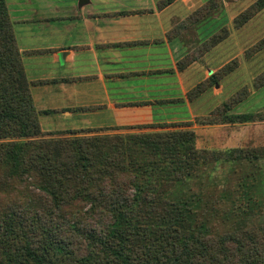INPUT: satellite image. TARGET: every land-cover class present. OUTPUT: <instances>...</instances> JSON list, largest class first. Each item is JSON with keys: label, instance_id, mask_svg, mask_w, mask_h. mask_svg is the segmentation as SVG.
Wrapping results in <instances>:
<instances>
[{"label": "trees", "instance_id": "1", "mask_svg": "<svg viewBox=\"0 0 264 264\" xmlns=\"http://www.w3.org/2000/svg\"><path fill=\"white\" fill-rule=\"evenodd\" d=\"M173 1L161 0L159 7ZM227 1L208 0L168 37L193 43L189 33ZM263 9L264 0H256L234 17V27L242 29ZM229 35L223 26L199 40L179 68ZM262 49L264 37L246 49V57ZM239 64L227 63L188 97L219 84ZM34 83L26 75L7 0H0V264H264L263 225L213 236L194 221L190 200L170 198L204 165L258 157L264 148L199 147L191 122L124 134L45 132L39 117L49 111L36 108ZM254 86H264V71ZM248 96L243 87L196 122L264 120V111L229 114Z\"/></svg>", "mask_w": 264, "mask_h": 264}, {"label": "crops", "instance_id": "2", "mask_svg": "<svg viewBox=\"0 0 264 264\" xmlns=\"http://www.w3.org/2000/svg\"><path fill=\"white\" fill-rule=\"evenodd\" d=\"M160 1L7 0L26 75L35 82V106L49 111L39 117L43 131H140L191 122L203 146L263 145L264 120L198 124L196 119L243 87L249 96L229 114L264 111V86H254L257 75L250 71L264 60V49L246 57L248 47L233 27L227 39L180 69L190 48L216 32L210 34L209 22L219 20L228 4L192 30L187 38L194 42L186 43L181 36L169 38V31L208 0H174L163 8ZM235 59L239 67L219 84L188 97Z\"/></svg>", "mask_w": 264, "mask_h": 264}, {"label": "rangeland", "instance_id": "3", "mask_svg": "<svg viewBox=\"0 0 264 264\" xmlns=\"http://www.w3.org/2000/svg\"><path fill=\"white\" fill-rule=\"evenodd\" d=\"M255 1H227V8L219 20L215 18L210 20L208 28L210 34L222 26L233 28L234 17ZM237 37L238 41L247 47L264 37V9L242 29L237 30ZM250 71L254 75L263 72L264 60L259 58L256 66ZM137 131L139 130L107 131L94 134H124ZM61 136L66 135L56 133L53 137ZM197 136L199 147L216 149V147L203 146V139L198 133ZM244 147L260 150L264 148V144ZM250 157L232 162H210L206 166L204 165L194 175L187 177L184 182H180L174 188V193L170 195L171 200H181L182 198L190 200L189 206L193 209L194 221L213 236L233 233L248 224L251 227L264 226V155ZM193 195L195 196L193 197Z\"/></svg>", "mask_w": 264, "mask_h": 264}, {"label": "water", "instance_id": "4", "mask_svg": "<svg viewBox=\"0 0 264 264\" xmlns=\"http://www.w3.org/2000/svg\"><path fill=\"white\" fill-rule=\"evenodd\" d=\"M87 2H89V0H80V4H85Z\"/></svg>", "mask_w": 264, "mask_h": 264}]
</instances>
